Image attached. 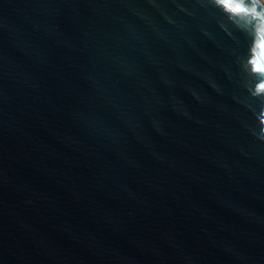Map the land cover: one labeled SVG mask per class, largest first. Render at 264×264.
I'll return each instance as SVG.
<instances>
[{
  "label": "water",
  "instance_id": "95a60500",
  "mask_svg": "<svg viewBox=\"0 0 264 264\" xmlns=\"http://www.w3.org/2000/svg\"><path fill=\"white\" fill-rule=\"evenodd\" d=\"M0 264H264V6L0 0Z\"/></svg>",
  "mask_w": 264,
  "mask_h": 264
},
{
  "label": "bare ground",
  "instance_id": "6f19581e",
  "mask_svg": "<svg viewBox=\"0 0 264 264\" xmlns=\"http://www.w3.org/2000/svg\"><path fill=\"white\" fill-rule=\"evenodd\" d=\"M264 6V0H258Z\"/></svg>",
  "mask_w": 264,
  "mask_h": 264
},
{
  "label": "snow or ice",
  "instance_id": "6c2138e0",
  "mask_svg": "<svg viewBox=\"0 0 264 264\" xmlns=\"http://www.w3.org/2000/svg\"><path fill=\"white\" fill-rule=\"evenodd\" d=\"M225 2V0H221V3H224Z\"/></svg>",
  "mask_w": 264,
  "mask_h": 264
}]
</instances>
